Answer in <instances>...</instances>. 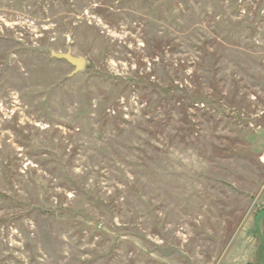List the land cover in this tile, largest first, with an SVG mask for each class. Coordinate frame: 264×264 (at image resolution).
I'll return each instance as SVG.
<instances>
[{
    "label": "rangeland",
    "instance_id": "374dc122",
    "mask_svg": "<svg viewBox=\"0 0 264 264\" xmlns=\"http://www.w3.org/2000/svg\"><path fill=\"white\" fill-rule=\"evenodd\" d=\"M263 151L264 0H0V264H264Z\"/></svg>",
    "mask_w": 264,
    "mask_h": 264
},
{
    "label": "water",
    "instance_id": "95a60500",
    "mask_svg": "<svg viewBox=\"0 0 264 264\" xmlns=\"http://www.w3.org/2000/svg\"><path fill=\"white\" fill-rule=\"evenodd\" d=\"M50 56L56 60H62L73 67V71L70 74V77L82 71L85 67V60H83L82 58L73 57L70 53L62 54L51 52Z\"/></svg>",
    "mask_w": 264,
    "mask_h": 264
},
{
    "label": "crops",
    "instance_id": "0c3cea01",
    "mask_svg": "<svg viewBox=\"0 0 264 264\" xmlns=\"http://www.w3.org/2000/svg\"><path fill=\"white\" fill-rule=\"evenodd\" d=\"M263 199V203H264V196L262 197ZM264 209V208H262ZM253 223L254 225L256 224V226H259V228H255L256 230V237L260 238V241H262V246L261 247H264V210L262 212H260L259 216H257L256 218H253ZM262 234V235H259V234ZM250 242L251 244L253 243V247L252 248V251L250 252H264V249L260 248L261 250H258L257 247H258V244H256V240H253V239H250ZM258 250V251H257Z\"/></svg>",
    "mask_w": 264,
    "mask_h": 264
},
{
    "label": "built area",
    "instance_id": "2783aa9c",
    "mask_svg": "<svg viewBox=\"0 0 264 264\" xmlns=\"http://www.w3.org/2000/svg\"><path fill=\"white\" fill-rule=\"evenodd\" d=\"M263 159H264V151H263V157H262V161H264Z\"/></svg>",
    "mask_w": 264,
    "mask_h": 264
}]
</instances>
